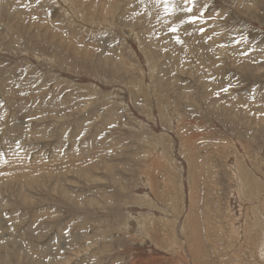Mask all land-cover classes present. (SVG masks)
Returning a JSON list of instances; mask_svg holds the SVG:
<instances>
[{
    "label": "rangeland",
    "instance_id": "rangeland-1",
    "mask_svg": "<svg viewBox=\"0 0 264 264\" xmlns=\"http://www.w3.org/2000/svg\"><path fill=\"white\" fill-rule=\"evenodd\" d=\"M0 264H264V0H0Z\"/></svg>",
    "mask_w": 264,
    "mask_h": 264
},
{
    "label": "snow or ice",
    "instance_id": "snow-or-ice-1",
    "mask_svg": "<svg viewBox=\"0 0 264 264\" xmlns=\"http://www.w3.org/2000/svg\"><path fill=\"white\" fill-rule=\"evenodd\" d=\"M189 11H191V9H189ZM191 20H192L193 22H195V21L197 20V17L193 16V17H191Z\"/></svg>",
    "mask_w": 264,
    "mask_h": 264
},
{
    "label": "bare ground",
    "instance_id": "bare-ground-1",
    "mask_svg": "<svg viewBox=\"0 0 264 264\" xmlns=\"http://www.w3.org/2000/svg\"><path fill=\"white\" fill-rule=\"evenodd\" d=\"M71 3V2H70Z\"/></svg>",
    "mask_w": 264,
    "mask_h": 264
}]
</instances>
